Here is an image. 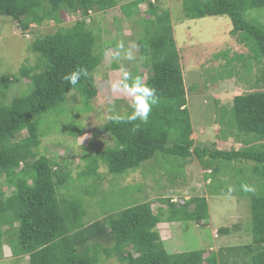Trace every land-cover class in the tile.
<instances>
[{
	"label": "trees",
	"instance_id": "obj_1",
	"mask_svg": "<svg viewBox=\"0 0 264 264\" xmlns=\"http://www.w3.org/2000/svg\"><path fill=\"white\" fill-rule=\"evenodd\" d=\"M144 1L119 4L121 14L131 18ZM117 5L118 0H0V14L10 17L21 32L28 30L32 22L52 20L60 24L65 14L78 16L72 24L60 25L31 40L29 50L36 54L38 62L19 67L18 74L29 79L24 93L6 101L8 88L17 77L0 74V174L9 188L8 194L0 191V250L3 225L11 228L16 222L10 251L12 256L26 255L28 264H99L112 256L119 264H227L228 256L234 257L232 264H264V90L236 94L227 110H219L217 122L223 125L220 132L229 130L236 138L242 135V146L221 150L194 145L167 8L148 1L147 16L139 20L142 28L136 39L138 53L150 67L143 83L155 89L153 99L158 102L146 122L129 121L131 109L104 122L101 130L110 135L113 145L105 157L97 154L91 159L103 158L110 174L135 170L156 153L183 161L195 158L213 175L226 167L234 170L242 162L250 163L247 177L251 180L249 186L256 191L243 188L242 193L249 197L251 243L225 247V253L211 251L206 256L204 249L166 250L157 224L207 219L208 203L202 195L181 199L179 203L165 198V205L155 211L151 200H143L109 212L87 226L82 221L86 213L83 202L75 196L66 198L58 191L70 182L69 169L37 154L38 135L16 138L24 129L39 128L43 115L58 109L69 90L79 91L86 102L96 94L92 74L102 61L104 49L89 28L87 17L91 12H105ZM253 8H264V0H181L185 18L228 16L229 34L247 51L233 54L227 62L241 61L247 73L252 64L264 62V26L245 17L247 10ZM110 43L106 42L105 47L116 46L115 42ZM111 67L117 68V64L112 63ZM77 69H86L87 74H82L73 86L64 77ZM134 75L142 80L141 73ZM95 171L93 165L79 176L94 175L98 180ZM233 184L242 186L239 181ZM232 228L221 227L217 231L229 233Z\"/></svg>",
	"mask_w": 264,
	"mask_h": 264
},
{
	"label": "rangeland",
	"instance_id": "obj_2",
	"mask_svg": "<svg viewBox=\"0 0 264 264\" xmlns=\"http://www.w3.org/2000/svg\"><path fill=\"white\" fill-rule=\"evenodd\" d=\"M126 1L129 0H118L116 7L105 12H91L87 17L89 28L97 34V41L104 49L102 61L92 74L96 94L86 102L79 91L69 90L58 109L43 115L39 128L35 131L24 129L16 138L38 135L37 154L46 155L58 167L69 169L70 182L58 191L66 198L75 196L83 202L86 213L82 221L87 226L109 212L143 200H151L155 211L158 206L165 205L162 201L165 198L179 203L181 199L202 195L208 203L207 219L198 223L181 220L167 223V226L161 225L165 221L157 224L166 250L204 249L203 256H206L211 251L225 253V247L251 243L249 197L242 193L243 188L256 191L255 187L249 186L251 180L247 177L250 163L242 162L234 170L226 167L213 175L195 158L183 161L156 153L135 170L110 174L103 158L91 159L97 154L105 157L107 149L113 145L112 138L101 130V125L128 109L134 111L133 97L114 86L120 84L125 72L133 78L135 73H141L142 81L149 75L150 67L140 57L136 45L142 28L139 20L147 16L148 1L170 12L194 145L221 150L242 146V135L236 138L229 130L225 134L220 132L223 125L217 122L219 110H227L236 94L264 90V62L252 64L249 73L241 61L227 62L233 54L247 51L229 34L228 16L207 15L190 19L182 13L181 0H145L138 6V13L126 18L119 9V4ZM63 16L60 24L52 20H43L39 24L32 22L28 30L21 32L10 17L0 14V74L17 77L8 88L6 101L24 93L29 86V79L18 74V70L23 64L34 66L38 62L36 54L29 50L31 40L53 32L60 25H70L78 17ZM245 17L264 26V8L249 9ZM106 42H115L116 46L105 47ZM112 63H116L117 68H112ZM261 143L264 144V139ZM93 165H96L95 172L100 179L94 175L92 177L96 178L79 176L83 171H90ZM236 181L242 186H234ZM218 186L225 189L220 190ZM0 191L9 193L3 174H0ZM233 224L236 227L232 228ZM16 226V222L11 228L3 225L0 264H28L26 255L12 256L10 251L9 242L15 238ZM221 227L232 230L221 234L217 231ZM233 258L228 256L225 262L232 264ZM99 264L119 263L112 256Z\"/></svg>",
	"mask_w": 264,
	"mask_h": 264
},
{
	"label": "clouds",
	"instance_id": "obj_3",
	"mask_svg": "<svg viewBox=\"0 0 264 264\" xmlns=\"http://www.w3.org/2000/svg\"><path fill=\"white\" fill-rule=\"evenodd\" d=\"M82 74H87L86 69H77L76 71L66 75L64 79L71 85L75 86ZM129 83H131V87H129ZM114 87H121L133 97L134 111L127 117V119L129 121L140 119L141 121L146 122L152 106L158 102L157 99H153L155 96V89L145 85L139 77H131L127 72L124 73L120 84L115 85Z\"/></svg>",
	"mask_w": 264,
	"mask_h": 264
},
{
	"label": "crops",
	"instance_id": "obj_4",
	"mask_svg": "<svg viewBox=\"0 0 264 264\" xmlns=\"http://www.w3.org/2000/svg\"><path fill=\"white\" fill-rule=\"evenodd\" d=\"M171 223V222H170ZM161 225H166L165 223H162ZM167 226V225H166ZM170 240V239H169Z\"/></svg>",
	"mask_w": 264,
	"mask_h": 264
}]
</instances>
